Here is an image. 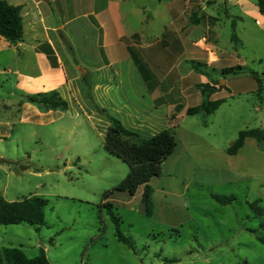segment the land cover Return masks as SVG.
I'll list each match as a JSON object with an SVG mask.
<instances>
[{"label":"rangeland","instance_id":"obj_1","mask_svg":"<svg viewBox=\"0 0 264 264\" xmlns=\"http://www.w3.org/2000/svg\"><path fill=\"white\" fill-rule=\"evenodd\" d=\"M226 1L206 4L211 22L218 21L217 38L203 29L190 38L218 46L226 55L220 67L240 66L244 73L223 75L222 69L218 72L206 61L197 60L192 50L174 71L191 75L181 84L192 95H200V85L209 83L219 89L212 100H225L212 115L178 119L180 128L175 132L197 153L198 165L184 196L169 194L164 209L149 217L141 212L143 188L135 196L115 192L109 201L131 247L118 241L116 225L103 205L105 195L125 180L129 166L105 150L109 118L121 120L128 129L138 128L142 138H150L154 131L168 129L166 116L171 112L168 107L152 108L141 73L125 60L91 73L87 82L78 83L80 94L76 92L75 97L64 94L68 111L54 122L37 125L13 120L12 137L0 140V196L8 202L41 196L49 205L40 227L0 225V251L20 248L28 258H35L44 250L50 264H264V245L258 241L264 222V142L247 139L236 156L227 154L240 132L264 130V91L257 92L258 85L250 75L264 74V27L248 18L232 19L230 15L242 14L231 5L225 9ZM233 23L240 44L232 41ZM204 24L207 26V20ZM160 26L155 19V36L160 37ZM146 52L162 62L159 67L154 62L150 66L160 77L158 89H173V83L161 78L174 66L170 60H178L174 51L161 47ZM6 64L10 73L4 69ZM197 65L200 71L195 69ZM33 68L0 54V121L17 115L16 110H4V105L22 96L15 71ZM185 104L194 106L188 101ZM139 124L144 125L139 128ZM2 159L22 160L29 169L15 171L2 165ZM162 177L153 179L151 186ZM180 188L172 185L170 190L179 192ZM212 195L236 200L223 206ZM255 203L262 209V217L252 209Z\"/></svg>","mask_w":264,"mask_h":264},{"label":"crops","instance_id":"obj_2","mask_svg":"<svg viewBox=\"0 0 264 264\" xmlns=\"http://www.w3.org/2000/svg\"><path fill=\"white\" fill-rule=\"evenodd\" d=\"M4 1L10 5L22 7L24 40L17 46H12L0 38V54L8 55L17 64L18 62L23 65L31 64L34 68L29 72L15 71L19 78L16 87L22 92V96L14 103L4 105V110L11 112L16 110L17 115L15 118L0 121V140L12 137L11 129L14 119L20 124L48 125L64 113L61 110L42 111L28 102L27 96L58 92L63 99L64 94L75 97V94L80 91L78 83L82 82L85 75L106 71L108 67L120 65L125 60L140 72L133 58L130 57L129 47L138 53L139 50L143 52L139 53L142 63L149 68L153 62L158 67L162 62L151 59V55H148L146 51L161 47L165 51H174V57L178 60L174 58L170 60L169 64L174 66H170L168 73L161 78L162 82L173 83L171 86L174 87L173 89L164 90L161 87L158 89L160 77L153 73L150 76L141 73V78L148 88L146 90L151 99L152 108L157 110L162 107L169 108L171 112H168L166 116L167 121L169 120L167 127L174 131L180 128L178 119L188 116L187 111L190 108L200 106L203 102L201 93L192 95L188 92L187 86L181 84L191 75L175 73L176 66L192 50L197 60L206 61V64L214 70L219 72L225 69L220 65L226 55L218 46L209 47L206 45V39L205 42L198 40V43L190 38L191 34L201 29L207 30L217 38L215 27L218 21L211 22L212 16L206 12L207 6L201 0ZM230 5L239 9L242 14V17L232 14L230 15L232 19L242 20L244 17L255 20L258 26L264 27V15L260 13L257 0H227L224 4L225 9ZM155 19L161 24L158 30L161 38L155 36L157 33L153 27ZM205 20H207V26L204 24ZM135 35H139V38ZM62 36L71 44L80 66H76L69 56ZM49 47L57 58V68H53L46 55L40 51L41 48L48 50ZM4 67L9 69L7 72H11L12 69L8 64ZM150 71L152 72L151 68ZM200 77L202 78L200 82H204V77L202 75ZM216 95L217 93L212 98ZM186 101L194 103V106H186ZM172 117L176 120L170 121ZM139 125L137 127L140 128L144 124ZM130 129L138 132V128ZM159 132L154 131L151 137ZM177 139L178 146L175 152L163 164V177L152 185L154 216L158 210L164 209V201L169 194L183 197L196 177L197 153L190 149L178 135ZM17 161L25 164L22 160ZM178 184L181 186L179 192L170 190L172 185L178 187Z\"/></svg>","mask_w":264,"mask_h":264},{"label":"trees","instance_id":"obj_3","mask_svg":"<svg viewBox=\"0 0 264 264\" xmlns=\"http://www.w3.org/2000/svg\"><path fill=\"white\" fill-rule=\"evenodd\" d=\"M257 6L260 13L264 15V0H257ZM236 25L233 23L234 33L232 41L239 43L235 35ZM139 38V35H135ZM0 38L4 39L12 46H17L24 40V23L22 17V7L10 5L4 0H0ZM63 42L76 66H80L74 49L71 44L62 36ZM131 57L137 65L140 73L150 76L152 72L147 65L142 63L139 53L128 48ZM46 55L53 68L58 67L57 58L54 51L49 49H40ZM101 52L104 56L103 49ZM200 71L201 66L195 67ZM202 72V71H201ZM244 73L242 67L226 68L222 71L223 75L238 76ZM202 75H205L202 72ZM258 85L257 92L264 91V74L260 75L251 72ZM88 76L85 75L83 81L87 82ZM203 102L200 106L190 108L187 111L188 116H196L199 114L212 115L225 103V100H212V97L218 92V88L207 83L200 85ZM26 100L36 105L42 111H68L69 104L58 92L30 95ZM110 128L106 135L105 150L108 154L122 159L129 166V174L123 182H121L114 191L105 195L103 207L111 215V219L116 225V236L118 241L131 247L130 239L126 238L120 230L119 217L113 214L114 205L109 201L115 192L129 193L135 196L140 188H144L142 195V203L145 205V214L149 217L154 216L153 194L154 189L151 186L153 179L162 177L163 164L172 156L178 146V139L173 129H166L153 137L142 138L140 133L128 129L121 120L110 117ZM176 120L172 117L170 121ZM247 139H255L258 143L264 142V130L255 129L247 130L239 133L238 139L227 150L229 156H236L245 146ZM212 198L223 206L232 204L235 197H221L212 195ZM49 201L45 197L31 196L19 202H8L4 197L0 196V225H20L29 224L31 226L40 227L45 224V209L48 207ZM258 203L252 206V209L259 217L263 216V211L259 208ZM260 232L263 234L258 237V241L264 245V222L260 224ZM0 264H50L49 259L41 250L39 256L28 258L20 248H4L0 251Z\"/></svg>","mask_w":264,"mask_h":264},{"label":"water","instance_id":"obj_4","mask_svg":"<svg viewBox=\"0 0 264 264\" xmlns=\"http://www.w3.org/2000/svg\"><path fill=\"white\" fill-rule=\"evenodd\" d=\"M1 164L9 166V167H13L14 170L18 171V172L25 171V170L29 169L28 166H26L24 163H21L19 161H11V160L2 159ZM37 172H39V171H37ZM141 212L145 213V205L144 204L142 205Z\"/></svg>","mask_w":264,"mask_h":264},{"label":"built area","instance_id":"obj_5","mask_svg":"<svg viewBox=\"0 0 264 264\" xmlns=\"http://www.w3.org/2000/svg\"><path fill=\"white\" fill-rule=\"evenodd\" d=\"M204 4L210 3V2H214L216 0H201Z\"/></svg>","mask_w":264,"mask_h":264}]
</instances>
